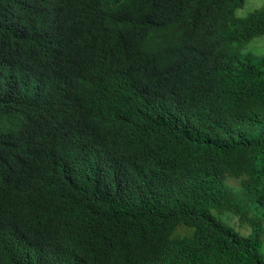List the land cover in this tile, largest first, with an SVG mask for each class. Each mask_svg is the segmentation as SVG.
<instances>
[{
  "label": "trees",
  "instance_id": "obj_1",
  "mask_svg": "<svg viewBox=\"0 0 264 264\" xmlns=\"http://www.w3.org/2000/svg\"><path fill=\"white\" fill-rule=\"evenodd\" d=\"M34 1L0 0V166L12 160L21 207L65 240L42 243L0 207V264H264V54L243 52L264 6L100 0L94 24L74 8L53 28L38 19L55 0ZM58 86L77 93L60 121L80 115L89 136L77 178L32 107Z\"/></svg>",
  "mask_w": 264,
  "mask_h": 264
},
{
  "label": "clouds",
  "instance_id": "obj_2",
  "mask_svg": "<svg viewBox=\"0 0 264 264\" xmlns=\"http://www.w3.org/2000/svg\"><path fill=\"white\" fill-rule=\"evenodd\" d=\"M36 1L38 2L39 0ZM36 1L34 2L37 3ZM99 1L100 0H55V4L52 5L54 8L51 7L49 10H45L44 8L41 9L42 14L46 15L41 14L42 19H38V21L45 24H50L53 28H57L64 22V10H75L74 8H78L76 11L79 13L74 12L76 13V17H78L77 19H83L88 16L91 19L89 23L94 24L95 19L93 11L95 10L96 4ZM37 4L39 5V3ZM27 11L28 9L24 7H17L18 16H20L22 19H24V14ZM35 82L36 79L32 76L26 82V88L30 87L32 83L35 84ZM76 95L77 93H75L72 88H61V86H58L56 89L51 90L47 94L41 96V99L32 107L38 109L42 118L50 124L49 127H53L63 136L66 146V154L68 155V158L65 161L66 166L64 169L71 167L73 176L77 178V175L73 169L81 162L82 159L78 154L75 153L74 148L82 142H87L89 140L87 127L84 121H82L80 115H72L69 120L61 122L59 113L61 108L73 105ZM97 98L107 103L110 108H112L113 105L118 108L116 98L111 95L104 97L99 96ZM51 136L53 138H57L58 134L56 132H52ZM93 141L94 137L91 141V144ZM26 191L27 185L25 183L24 176H16L14 174V164L12 160L4 162L0 166V207L7 208V205H14L18 214V218L16 220L26 225L30 230L34 231L42 243L47 244L57 240H65L62 238V236H60L58 228L55 224L51 223L47 219L37 220L34 217L46 214L45 212L38 211V215H36L21 207V203L23 202ZM81 208L84 210V212H86L87 215L82 219L67 220L66 223V225L74 230L87 229V223L90 219V209L89 207ZM55 218L59 222L64 223L60 218ZM8 226H10V224ZM10 228L13 229V225H11ZM83 233L87 234V231ZM94 241L95 240L93 239L89 240V243H94ZM83 242L86 246H88L87 236L83 238Z\"/></svg>",
  "mask_w": 264,
  "mask_h": 264
},
{
  "label": "rangeland",
  "instance_id": "obj_3",
  "mask_svg": "<svg viewBox=\"0 0 264 264\" xmlns=\"http://www.w3.org/2000/svg\"><path fill=\"white\" fill-rule=\"evenodd\" d=\"M262 6H264V0H248L246 5L237 12V16L245 17L250 12H252L253 10L260 8ZM243 52H252L258 56L263 55L264 54V36L255 38L252 41H250L247 44V46L244 48ZM262 214H264V209L262 211ZM231 224L237 230H240L243 232H249V230H247V228L241 227V224L238 222V220L236 218H234L231 221ZM263 253H264V248H263Z\"/></svg>",
  "mask_w": 264,
  "mask_h": 264
}]
</instances>
